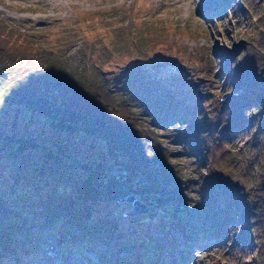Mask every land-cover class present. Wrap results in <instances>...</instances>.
Wrapping results in <instances>:
<instances>
[{
    "label": "trees",
    "instance_id": "1",
    "mask_svg": "<svg viewBox=\"0 0 264 264\" xmlns=\"http://www.w3.org/2000/svg\"><path fill=\"white\" fill-rule=\"evenodd\" d=\"M207 5L206 20L226 26L233 17L249 30L243 43L223 58L218 90L195 92L197 101L205 97L200 101L204 107L190 106L186 91L183 96L176 86L186 78L179 71L189 61L200 66L197 71L205 82L212 81V59L173 51L166 40V50L154 55L151 38L136 34L132 21L128 27L126 19L119 23H126L127 32L118 24L110 28L109 40L99 30L93 39L87 37L88 44L95 41L100 47V62L89 48L80 50L83 66L72 76L57 56L60 49L53 54L40 42L33 43L30 34L14 28L0 13V103L43 116L59 149L56 176H41L44 163L41 168L0 166V264H38L42 260L38 242L48 239L55 242V252L83 246L84 251L74 252L86 263V251L106 259L98 247L111 239L122 252L132 253L126 243L130 238L124 236L135 231L134 222L146 220L104 212L128 194L148 205L147 217H155L162 229L172 228L181 239L161 241L155 251L149 250L153 245L149 237L141 242L148 248L145 257L141 261L129 257L123 264H195L197 253L207 258L211 249L207 264H264V0H209ZM159 33L155 30L154 48L155 40L164 39ZM113 50L125 57L122 65L117 63L122 74L114 82L123 86L116 90L110 86L112 72L101 69L102 58L113 57ZM172 53L187 59L172 62L167 57ZM132 79L138 86L136 95L131 93ZM192 82L184 86L191 84L193 91ZM162 111L180 120L178 124L190 115L204 120L197 132L201 145L194 147L199 155L196 175L169 168L166 160L172 154L156 144L152 129L143 126L147 115L154 118L149 125L166 127ZM7 128L0 121V160L19 161L39 136ZM72 135L98 139L103 146L96 144L99 152L83 160L71 157L75 164L67 174L58 155L70 149ZM50 226L48 235L35 231Z\"/></svg>",
    "mask_w": 264,
    "mask_h": 264
},
{
    "label": "rangeland",
    "instance_id": "2",
    "mask_svg": "<svg viewBox=\"0 0 264 264\" xmlns=\"http://www.w3.org/2000/svg\"><path fill=\"white\" fill-rule=\"evenodd\" d=\"M207 2L209 0H0V13L14 28L23 34H30L34 40L33 43L40 42L43 48L47 47L53 54L56 50L59 51L60 49V54L57 56L61 57L63 61L62 67L70 75L72 73L78 75L80 66H83L84 56L80 50L89 48L92 50V54L98 57L97 61L100 62V47L98 48L95 41H90L88 44L87 37L93 39L94 33L97 30L106 33L110 28H116V24L120 28L126 29L127 32V27L130 24L129 21H132L136 26V34L140 35L143 32V36L148 40L149 37L151 38L149 40L151 42V53L165 51L167 48L165 45L166 40L168 43L173 44V51L180 53L183 51L190 52L194 53L197 57H200V55L204 57L205 55L209 59H212V63H214L212 81L205 82L204 79L199 85H193V91L190 90L191 84L184 86L185 83H191L192 81L199 82L196 78L201 77L197 71V69H200V66L196 65L195 61H189L190 67L186 65L179 71L186 75V78L177 82L176 86L177 92H181L183 96L188 95L186 99L190 102V106L198 104L200 107H204V104L201 102L205 97L201 98V102L197 101L195 92L199 91L201 95L202 92H206V89H211V91L218 90L222 78L220 70L223 58L229 54L234 45L243 43L245 35L249 30L248 26L237 24L233 17L227 20L228 24L226 26L221 22L206 20L204 8L208 7L206 5ZM150 14L152 16H149ZM142 16H144L143 19H141ZM109 17H112V19ZM125 19L128 21L127 27H125L126 23L119 24ZM151 23L153 24L152 26ZM155 30L161 31L159 34L164 39L155 40L154 48L152 41ZM111 33L114 34V32ZM106 36V39L109 40L110 34L106 33ZM114 41L111 40L110 43ZM22 47L27 48L31 47V45L27 46L24 44ZM113 53L114 56L110 59L107 56L102 58L104 62L101 69L112 72L109 75L110 86L116 90L123 86L121 82H114L115 76L118 75L119 77L122 74L120 73L122 69L119 68L117 63L121 64V59L125 57H122L121 52L117 50H113ZM180 53H172L167 57L172 62H185L187 56ZM153 54L156 55L157 53ZM96 75L95 72L92 73L94 78ZM146 75H149L148 72H146ZM122 78L125 79V77ZM131 82L133 86L131 93L132 95H136V91L138 90L137 83L134 82V79ZM166 85L168 88L172 87L170 84L166 83ZM184 91H186V94ZM2 103H0L1 122L6 124L12 131H20L23 136L38 135L39 137L35 139L36 143L33 148L27 149L26 154L22 155L19 161L18 158L9 159L3 157L0 160V166L10 169V167L20 164L25 168L32 166L41 168L44 163L46 167L41 176L46 177L45 173L56 176V153L59 154V149L56 147L57 137L52 130L48 129L46 119L39 114L24 111L18 106ZM4 109L7 110L5 111ZM134 109L137 113L141 110L136 106H134ZM204 110H208V108L205 107ZM164 112L162 111V113ZM162 116H164L163 121H167L165 124L167 126L164 128L162 126L160 130L154 124L149 125V122H152L151 119H154L150 116H145L148 122L142 120L143 123H141L144 127L148 126V130L152 129L155 132L154 141L156 144L172 154L166 160L169 168L172 167L174 170L176 167L179 171L189 176L196 175L198 165L196 162L199 160V155L195 148L198 144L201 145V136L197 132L203 128L205 124L204 120L199 115H190V119L178 124L180 120L175 121L172 118L166 117L165 113ZM60 138L63 139L64 136ZM68 140L72 143V146H70V149H64V156L58 155V159H60L59 165L62 169L66 170L67 174H71V170L75 164L71 157L75 156L83 160L99 152L100 149H97L96 144L103 146V143L98 139L90 137L82 138L80 135H72V137H68ZM57 144L61 145L62 143L59 141ZM62 147L65 148L64 145ZM25 158L29 162L27 160L23 162ZM129 210V203L119 202L118 200L111 202L109 206L104 208V212L108 216H112L113 213H120L124 218L136 217L137 219L134 221L146 220V222L142 223L134 222L135 231L129 236H124L130 238L129 242L126 243L129 244L128 249L132 253L126 254L122 252L123 250L117 248L114 240L111 239L107 245L100 244L98 247L106 259L98 260L92 252L86 251L89 256V263H86L81 261L80 256H77L79 252H74L78 249L84 251L83 246H80L78 249L73 248L71 251L55 252L52 249L55 242L48 239L43 244L38 242L40 259H42L38 264H108V262L110 264H123L122 260L129 257H136L135 260L139 259L141 261L145 257L146 249H148L141 242L147 240L149 237H151V243H153L149 250L153 249L155 251L160 249L161 245L159 242L161 241L165 243L172 238L181 239V235L173 231L172 228L169 231L162 229L161 223H158L155 217H147L150 209L148 213L136 216H127V211ZM149 221L153 223H149ZM143 223L146 225H143ZM138 228H140L139 231H137ZM52 229L53 226H50L35 231L39 235H48L49 230ZM211 250H208L207 258L197 253L195 264H207ZM247 259L250 260L249 255ZM140 261L129 264H143Z\"/></svg>",
    "mask_w": 264,
    "mask_h": 264
},
{
    "label": "water",
    "instance_id": "3",
    "mask_svg": "<svg viewBox=\"0 0 264 264\" xmlns=\"http://www.w3.org/2000/svg\"><path fill=\"white\" fill-rule=\"evenodd\" d=\"M197 80L199 82H194V85H199V83L203 81L202 78H197ZM120 202H127L131 205L130 210L127 212V216L145 214L149 210L148 205L137 199L133 194H128L125 198L121 199Z\"/></svg>",
    "mask_w": 264,
    "mask_h": 264
},
{
    "label": "bare ground",
    "instance_id": "4",
    "mask_svg": "<svg viewBox=\"0 0 264 264\" xmlns=\"http://www.w3.org/2000/svg\"><path fill=\"white\" fill-rule=\"evenodd\" d=\"M204 83V82H203Z\"/></svg>",
    "mask_w": 264,
    "mask_h": 264
}]
</instances>
